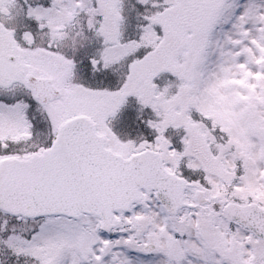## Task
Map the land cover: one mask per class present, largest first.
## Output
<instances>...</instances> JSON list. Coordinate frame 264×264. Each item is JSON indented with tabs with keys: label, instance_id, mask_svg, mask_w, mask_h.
Here are the masks:
<instances>
[{
	"label": "snow or ice",
	"instance_id": "1",
	"mask_svg": "<svg viewBox=\"0 0 264 264\" xmlns=\"http://www.w3.org/2000/svg\"><path fill=\"white\" fill-rule=\"evenodd\" d=\"M0 264H264V0H0Z\"/></svg>",
	"mask_w": 264,
	"mask_h": 264
}]
</instances>
